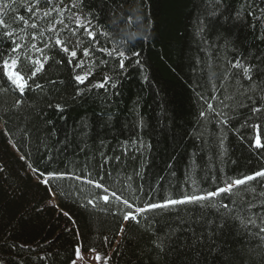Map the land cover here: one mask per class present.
Wrapping results in <instances>:
<instances>
[{
  "label": "trees",
  "instance_id": "16d2710c",
  "mask_svg": "<svg viewBox=\"0 0 264 264\" xmlns=\"http://www.w3.org/2000/svg\"><path fill=\"white\" fill-rule=\"evenodd\" d=\"M76 2L93 25L108 26V36L92 43L70 11L30 16L26 0H0V18L23 46V70L34 67L28 57H50L35 78L43 90L18 93L0 76V264H71L77 245L107 264H264V241L254 235L264 227L259 178L231 196L151 209L138 222L121 211L123 199L146 207L206 194L264 167L249 146L254 133L241 127L258 122L253 106L264 107V0ZM57 34L68 53L54 44ZM10 47L0 40V49ZM101 48L140 51L141 66L125 60L121 70ZM237 64L261 71L253 68L247 80ZM88 73L84 83L75 80ZM104 76L112 80L97 87ZM33 169L63 176L44 177L49 188ZM104 194L109 205L87 203ZM160 240L164 255L154 246Z\"/></svg>",
  "mask_w": 264,
  "mask_h": 264
},
{
  "label": "snow or ice",
  "instance_id": "6c2138e0",
  "mask_svg": "<svg viewBox=\"0 0 264 264\" xmlns=\"http://www.w3.org/2000/svg\"><path fill=\"white\" fill-rule=\"evenodd\" d=\"M41 3L46 5V10H41ZM26 6L27 11L29 12L30 16L35 15L37 12H40L43 17H51L53 13H63L64 11H70L72 12V15L75 17L76 25L79 28H82L84 33H86L87 37L90 39L92 43H98L97 36H108L109 33L106 30L107 25L103 28H100L97 25H93L92 21L87 18V16H84L82 13L78 10V2L74 0V2L70 5H62V0L60 4L54 3L53 0H26ZM10 5L8 3L3 4V8H9ZM16 19L20 20L21 22L27 23L25 21V18L23 16L16 17ZM131 22V17L128 18ZM139 19V17H137ZM57 24H62L63 21L57 20ZM30 27L32 29H37V24L32 23L30 24ZM65 28H67V25H65ZM50 31L55 32L56 28L53 26ZM73 35L76 34L75 31L72 33ZM16 35L14 30H9V28L6 26V21L2 18H0V40H3L7 38L10 43L11 47L7 50L0 49V67L2 69L9 70L7 72L0 71V76L6 77V83H9L12 86V89L15 92L18 93H24L26 89L31 90L34 86L37 90H43V85L36 83L35 78L37 77V74L40 73L42 70H44L45 63L50 59L48 56L43 57V61L41 59H32L31 57H28L27 59L30 61V63L34 66L30 70V74L26 73L23 70L22 61L25 59L24 56L18 55V53H21L23 51V46L17 42V40L14 38ZM41 35H43L41 33ZM51 42V38H50ZM55 45H61L62 50L66 53L69 52V48L67 46H64L65 41L61 40L59 38V34H57L55 40ZM33 48H36V45H32ZM49 44L45 43V48H48ZM137 46H133L135 48ZM39 52H43V49H36ZM102 52H107L109 56L115 55L118 58V64L119 68L121 70H124L125 68V60H128L129 62L134 61L135 66H141V60L140 57L142 55V52L132 50L130 51V54L126 51H120L119 49H107V48H101ZM90 49L84 48L83 49V55L89 56L90 55ZM70 56L75 58L77 57V51L72 50L70 52ZM83 62L81 64L76 65L77 67H81ZM236 67H242L244 76L247 80H252V71L253 68L257 72L261 71L258 67L254 65L244 66V65H235ZM83 74V75H77L75 76V80L79 83H84V81L87 79V76L90 75ZM112 80V77L110 76H104L103 81L98 83L97 87H105L106 84H108ZM31 81V83H30ZM51 83L55 84L56 81H52ZM113 88L116 87V85L113 83L111 85ZM80 94L79 92L77 93ZM203 98V97H201ZM23 100L18 99L14 102L13 107H19L22 105ZM54 107L62 111V106L60 104L54 105ZM209 108H211V105H209ZM201 115H204L203 112H201ZM251 115L254 118V120L258 121L256 123H252L251 121H245V125H241V127H249L250 130L254 133V138L249 139V146L253 147L261 152V158L264 159V141H262V136H264V107L260 106H253L251 108ZM229 121L225 120L224 123H228ZM22 159L24 157H21ZM34 173L36 174L37 182H42L45 186H48L51 188L50 180L44 177H50L51 179H57L61 176H63L62 173H57L55 171L48 172L47 170L45 172H40L37 169H33ZM260 179L261 181H264V167H261L259 170L252 171L250 174H244L242 178H229V180H226L224 182L223 186H218L214 191H208L206 194L201 195H188L184 194L182 198L180 199H168L164 203L157 204V203H148L146 207H138L135 206L133 203H130L128 199H123L121 203L124 205V208L121 209L123 212L122 219L124 221H137L138 217L141 214L146 213L147 211L151 209H157V208H164L169 205H178V204H185V203H200L203 201L210 200L211 198L220 196V195H228L231 196V194L234 192L235 189L241 186H245L250 181H256L257 179ZM88 183H95V187L98 189H102L105 193L108 192V190L105 188L103 183L100 182H93L88 181ZM111 196L116 199H120L116 196L115 192L111 193ZM99 199L102 200L105 205H109L111 203L110 197L108 194H104L99 197H95L93 200H88L87 203L89 205H92L95 207V200ZM225 208H227V205H224ZM251 207V205H249ZM64 215H68L67 213H64ZM244 221L241 220V224H243ZM248 224H254L255 221L249 220L247 221ZM223 227V226H222ZM123 232V229L121 228V233ZM256 237H258L261 241H264V227H261L259 229V232L254 234ZM105 242H107V237L104 238ZM154 246L156 249H158L159 254L164 255L166 253V245L164 240H160L158 242H154ZM13 247H16V245H13ZM19 247L23 248V245H20ZM94 250V249H93ZM75 257L76 259L82 258L81 257V246L77 245L75 248ZM50 258L49 256H42L40 257L41 260H47ZM100 259L99 254H97V260ZM71 264H76V260L73 259L71 261ZM105 264H107V259L105 260Z\"/></svg>",
  "mask_w": 264,
  "mask_h": 264
},
{
  "label": "rangeland",
  "instance_id": "374dc122",
  "mask_svg": "<svg viewBox=\"0 0 264 264\" xmlns=\"http://www.w3.org/2000/svg\"><path fill=\"white\" fill-rule=\"evenodd\" d=\"M9 71V70H7ZM97 254H99L97 251H89V252H81V257L79 259H76V264H105L106 258L102 257L100 254V259L97 260Z\"/></svg>",
  "mask_w": 264,
  "mask_h": 264
}]
</instances>
